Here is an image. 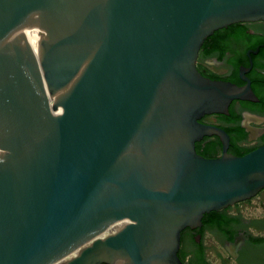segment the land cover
I'll list each match as a JSON object with an SVG mask.
<instances>
[{
    "label": "water",
    "instance_id": "1",
    "mask_svg": "<svg viewBox=\"0 0 264 264\" xmlns=\"http://www.w3.org/2000/svg\"><path fill=\"white\" fill-rule=\"evenodd\" d=\"M256 21L264 0H0V264H185L186 229L264 190V145L200 122L257 102L251 81L197 68Z\"/></svg>",
    "mask_w": 264,
    "mask_h": 264
},
{
    "label": "flooded vegetation",
    "instance_id": "2",
    "mask_svg": "<svg viewBox=\"0 0 264 264\" xmlns=\"http://www.w3.org/2000/svg\"><path fill=\"white\" fill-rule=\"evenodd\" d=\"M236 27L241 31L244 29L245 34L241 38L232 36L228 39L227 47L224 49L225 59L219 60L217 53L220 51H216L213 55H206L205 49L201 48L197 68L204 76L212 80L232 82L238 86L246 85L242 77L249 79L257 102L235 100L231 103L229 115L231 109L235 111L238 116H241L239 123L228 121L222 114L206 115L200 119V122L219 127L225 132L231 128H242L246 132V140L241 142L242 146L257 149L264 145V21L240 23ZM229 137L231 142V136L229 135ZM204 139L206 141L220 140L218 136H206ZM230 149L231 144L229 152ZM222 152L221 145V151L217 153L216 158L221 156ZM261 193H264V190ZM252 204L253 200L246 201L237 204L236 207L232 206L219 211L227 216L240 219L238 223L226 227L224 233L214 228H207L203 232V226L196 230L186 229L182 233V247L179 253L181 254L183 250V240L196 241V237L201 235L200 242L196 243L200 248L205 247L207 259L208 248L205 246L204 240L206 233L209 232L218 237L217 241L224 250L230 252L228 257H224L222 250L216 244L209 247L210 254H215L218 259L217 264H264V242L259 243L255 240V238L264 239V235L257 237L253 234V230L264 233V217L253 219L243 215L242 207ZM260 204L257 209H264V202ZM194 246V251L197 252V247ZM194 258L195 255L192 256V259ZM207 262L212 264L208 259Z\"/></svg>",
    "mask_w": 264,
    "mask_h": 264
},
{
    "label": "trees",
    "instance_id": "3",
    "mask_svg": "<svg viewBox=\"0 0 264 264\" xmlns=\"http://www.w3.org/2000/svg\"><path fill=\"white\" fill-rule=\"evenodd\" d=\"M240 24V23H238ZM231 25L232 27L229 30L226 28L220 29L214 33V35L210 36L206 39V41L203 44V49H205L206 55H213L218 52L217 55L219 57V60L225 59V51L224 49L227 47V41L232 36H235L237 38H241L244 36L245 31L242 29H238L236 25ZM238 84H241L238 82ZM225 119L231 122H238L241 119V116L237 115L235 111L232 109L230 110V115H224ZM228 134L231 136V149L230 152L233 153L236 156H244L252 151L255 150V148H246L243 147L241 142L243 140H246V132L242 128H231L227 129ZM221 142L220 140L215 141H206V139L196 143V150L198 154L202 155L205 158H216L217 153H220L221 151ZM239 218H234L232 216H227L223 212H217L213 211L211 213L205 214L203 218V232L207 228H214L218 230L219 232L224 233L226 230V227L236 224L239 222ZM195 239V238H193ZM256 242H264V239H257ZM194 245L197 247V252L195 254V258L190 261L191 264H209L206 259L205 255V247L200 248V246H197L199 244L196 243V241H193ZM180 259L186 263L187 255L182 250V253H179Z\"/></svg>",
    "mask_w": 264,
    "mask_h": 264
},
{
    "label": "rangeland",
    "instance_id": "4",
    "mask_svg": "<svg viewBox=\"0 0 264 264\" xmlns=\"http://www.w3.org/2000/svg\"><path fill=\"white\" fill-rule=\"evenodd\" d=\"M242 203H244V202H242ZM239 204H241V203H239ZM236 205H234L233 207H236ZM244 210H246V209H244ZM243 215L246 218L257 219L258 217H264V209L260 208L259 211L253 210V209H248L247 211H244ZM217 238L218 237L216 235H213L211 233H206V235H205V241L204 242H205V246L208 248L207 259L212 264H217L218 259H217V257H215V254L214 255L210 254L209 247L211 248L216 244V246L219 249H221L224 253V249L222 248V246L217 241ZM194 249H195V246H194V243L192 240H190L188 242L183 240V251L188 256L187 262L185 264H189L191 259H192V256L195 255L196 251H194ZM224 255L226 256V253Z\"/></svg>",
    "mask_w": 264,
    "mask_h": 264
},
{
    "label": "crops",
    "instance_id": "5",
    "mask_svg": "<svg viewBox=\"0 0 264 264\" xmlns=\"http://www.w3.org/2000/svg\"><path fill=\"white\" fill-rule=\"evenodd\" d=\"M263 191V190H262ZM261 191V192H262ZM259 193L256 197H254L252 200H253V204L252 205H245V206H243L242 207V210H244V209H246V210H244V211H247L248 209H253V210H257V211H259L260 209H257L261 204L260 203H262V202H264V193ZM249 201H251V200H249ZM209 233V232H208ZM253 234L255 235V236H263L264 235V233H259V232H257V231H255V230H253ZM257 239H259V238H255V240H257ZM205 241V240H204ZM205 243V242H204ZM226 253V256L228 257L229 256V251L228 250H224V253H223V251H222V254L224 255ZM212 254V253H211ZM225 255H224V257H226ZM188 258V257H187ZM218 263V262H217Z\"/></svg>",
    "mask_w": 264,
    "mask_h": 264
},
{
    "label": "bare ground",
    "instance_id": "6",
    "mask_svg": "<svg viewBox=\"0 0 264 264\" xmlns=\"http://www.w3.org/2000/svg\"><path fill=\"white\" fill-rule=\"evenodd\" d=\"M127 224V222L123 221V222H118V223H115L113 224L111 227H109L104 233H102L101 235H99L98 237H96L95 239H98V238H105L107 236H110V235H113L115 234L117 231H119L120 229H122L125 225ZM94 239V240H95ZM92 240V241H94ZM91 241V242H92ZM89 242V243H91ZM88 243V244H89ZM77 254V251H74L73 253H71L69 256H67L65 258V260H68V259H71L72 257H74L75 255Z\"/></svg>",
    "mask_w": 264,
    "mask_h": 264
}]
</instances>
